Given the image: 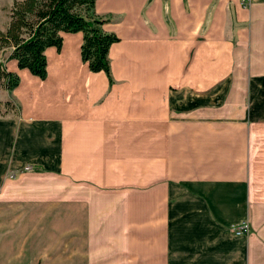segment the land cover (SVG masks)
<instances>
[{
  "label": "crops",
  "instance_id": "1",
  "mask_svg": "<svg viewBox=\"0 0 264 264\" xmlns=\"http://www.w3.org/2000/svg\"><path fill=\"white\" fill-rule=\"evenodd\" d=\"M93 10L110 80L79 31L43 79L0 55L2 264H264V0Z\"/></svg>",
  "mask_w": 264,
  "mask_h": 264
},
{
  "label": "trees",
  "instance_id": "2",
  "mask_svg": "<svg viewBox=\"0 0 264 264\" xmlns=\"http://www.w3.org/2000/svg\"><path fill=\"white\" fill-rule=\"evenodd\" d=\"M93 4L94 0H15L9 7L6 28L0 31V45L7 46L8 58L16 61L17 68L43 79L44 49L61 47L60 32L79 31L81 61L89 71H103L110 80L107 50L118 38L102 29L107 18L96 15ZM17 81V75L6 71L0 61V86L10 90Z\"/></svg>",
  "mask_w": 264,
  "mask_h": 264
},
{
  "label": "rangeland",
  "instance_id": "3",
  "mask_svg": "<svg viewBox=\"0 0 264 264\" xmlns=\"http://www.w3.org/2000/svg\"><path fill=\"white\" fill-rule=\"evenodd\" d=\"M15 0H0V31H4L8 22V13H9V7L12 4V2ZM17 1V0H16ZM0 55L2 57L6 56V53L8 52L7 46L0 45ZM1 93V92H0ZM0 264H2V261L0 260ZM5 264H10L9 262Z\"/></svg>",
  "mask_w": 264,
  "mask_h": 264
},
{
  "label": "built area",
  "instance_id": "4",
  "mask_svg": "<svg viewBox=\"0 0 264 264\" xmlns=\"http://www.w3.org/2000/svg\"><path fill=\"white\" fill-rule=\"evenodd\" d=\"M243 6L248 5L249 0H240ZM28 166H25L24 169H28ZM234 234H246L249 231L248 225L246 222H241L238 225H233L231 227Z\"/></svg>",
  "mask_w": 264,
  "mask_h": 264
}]
</instances>
